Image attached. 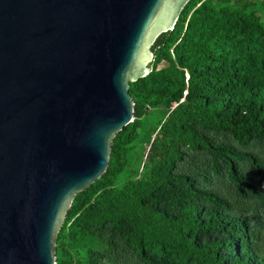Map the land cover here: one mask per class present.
<instances>
[{
  "label": "trees",
  "instance_id": "trees-1",
  "mask_svg": "<svg viewBox=\"0 0 264 264\" xmlns=\"http://www.w3.org/2000/svg\"><path fill=\"white\" fill-rule=\"evenodd\" d=\"M151 50L149 74L128 84L132 121L113 137L105 171L74 195L56 234L55 264L63 247L84 264H99L89 230L109 225L120 231V224L129 252L143 264H264L251 246L250 219L231 213L223 198L197 189L193 177L176 172L183 149L205 150L228 165L229 181L253 190L249 176L236 171L235 160L246 161L248 172L264 182L261 162L253 155L215 146L205 135L229 133L240 147L264 138L263 27L251 13L215 7L212 0H189L173 29L161 33ZM160 62L168 68L158 69ZM159 106L170 110L150 144L147 176L116 186L145 111ZM213 168L220 173L216 163ZM170 185L177 203L173 214L153 198ZM260 208L264 212V204Z\"/></svg>",
  "mask_w": 264,
  "mask_h": 264
},
{
  "label": "water",
  "instance_id": "water-1",
  "mask_svg": "<svg viewBox=\"0 0 264 264\" xmlns=\"http://www.w3.org/2000/svg\"><path fill=\"white\" fill-rule=\"evenodd\" d=\"M189 0H0V264H55L75 194L132 121L128 84Z\"/></svg>",
  "mask_w": 264,
  "mask_h": 264
},
{
  "label": "rangeland",
  "instance_id": "rangeland-1",
  "mask_svg": "<svg viewBox=\"0 0 264 264\" xmlns=\"http://www.w3.org/2000/svg\"><path fill=\"white\" fill-rule=\"evenodd\" d=\"M212 2L215 7L228 6L243 15L251 13L264 29V0H212ZM157 68L167 69L168 64L160 62ZM169 110L159 106L145 111L141 119L139 136L128 148L127 166L117 178L116 186L147 176L151 165L148 159L151 155L149 147L152 141H155L154 137L158 128L165 122ZM205 135L215 146H231L235 151L253 155L261 162L264 177V138L252 139L245 147H240L229 133L207 131ZM183 151L184 156L176 162V172L193 177L197 189L215 193L223 198L230 206L231 213L250 219L251 231L254 233L251 237L252 249L257 256H264V212L260 208L261 204H264V182L248 172L246 161L233 160L236 171L249 176L247 184L253 188L250 191L227 179L228 165L217 155L205 150L195 152L183 149ZM156 160L154 154L153 161ZM214 163L220 169V173H215ZM172 193L173 186L170 185L153 195L159 207L169 214L175 213L177 209ZM124 229V224H120V231L111 230L109 225L102 229L89 230L95 239L92 251L97 254L99 264H143L133 257L123 241L120 233ZM56 255L60 259L58 264H74L75 262L84 264L81 256L66 247L59 249ZM68 258L71 259L70 262Z\"/></svg>",
  "mask_w": 264,
  "mask_h": 264
}]
</instances>
